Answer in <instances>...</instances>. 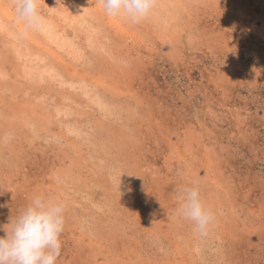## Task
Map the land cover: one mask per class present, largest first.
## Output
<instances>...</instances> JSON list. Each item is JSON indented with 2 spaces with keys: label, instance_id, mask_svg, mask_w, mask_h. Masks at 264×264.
Returning <instances> with one entry per match:
<instances>
[{
  "label": "rangeland",
  "instance_id": "rangeland-1",
  "mask_svg": "<svg viewBox=\"0 0 264 264\" xmlns=\"http://www.w3.org/2000/svg\"><path fill=\"white\" fill-rule=\"evenodd\" d=\"M39 9L21 39L0 0V237L39 193L65 206L57 264H264V0ZM193 185L203 236L175 213Z\"/></svg>",
  "mask_w": 264,
  "mask_h": 264
},
{
  "label": "clouds",
  "instance_id": "clouds-1",
  "mask_svg": "<svg viewBox=\"0 0 264 264\" xmlns=\"http://www.w3.org/2000/svg\"><path fill=\"white\" fill-rule=\"evenodd\" d=\"M106 14L121 17L132 24L147 19L157 0H101ZM40 0H13L16 19L23 25L19 38L31 31H42L45 17ZM178 217L192 222L194 231L206 235L214 222V213L205 206L199 189L180 186L176 191ZM65 206L53 197L34 194L28 205L8 224L0 237V264H57L61 255V235L65 225Z\"/></svg>",
  "mask_w": 264,
  "mask_h": 264
},
{
  "label": "bare ground",
  "instance_id": "bare-ground-1",
  "mask_svg": "<svg viewBox=\"0 0 264 264\" xmlns=\"http://www.w3.org/2000/svg\"><path fill=\"white\" fill-rule=\"evenodd\" d=\"M11 12H12V11H11ZM11 12H10V14H11ZM10 21H11V20H10ZM12 21L14 22V20H12ZM12 21H11V22H12ZM12 24H13V23H12ZM17 30H18V29H17ZM19 30H20V29H19ZM32 38H33V37H32ZM26 39H27V38H26ZM34 42H35V41H34ZM32 43H33V42H32ZM41 44H42V43H41ZM39 47H40V46H39ZM42 49H43V48H42ZM42 49H41V50H42ZM51 50H52V49H51ZM51 52H52V51H51ZM53 52H54V51H53ZM46 53H48V52H46Z\"/></svg>",
  "mask_w": 264,
  "mask_h": 264
}]
</instances>
